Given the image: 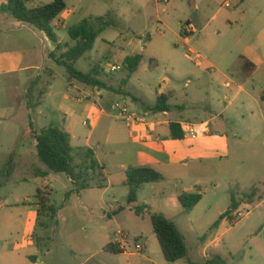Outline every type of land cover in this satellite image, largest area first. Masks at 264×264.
<instances>
[{
	"label": "crops",
	"instance_id": "obj_1",
	"mask_svg": "<svg viewBox=\"0 0 264 264\" xmlns=\"http://www.w3.org/2000/svg\"><path fill=\"white\" fill-rule=\"evenodd\" d=\"M106 1L107 0H66L65 11L52 23V27L58 40L57 43H54L44 32L39 31L32 25L16 20L10 11L9 0H0V80L7 79L9 76L13 75H16L17 77L26 76V81L39 80L41 83L49 81V86H52V81L55 79V71L53 68L49 69L38 62L40 54L38 53V56H36L37 51L35 46L32 45L33 39L30 35L34 37L37 36L43 43V61L48 60V63L57 64L56 59L76 44V41L71 37L69 42L60 36V33L65 30L69 33V30L72 27L79 25L85 19L110 16L111 18L114 17V19L115 17H120L121 20H125L130 17L136 19L139 14H142L149 19L156 17L157 21H161L159 15L160 5H158L155 0H130L138 5V7L119 8L117 10L118 14L96 12L102 7L105 10L107 9V6L105 5ZM114 1L122 3L126 0ZM51 2H53V0H28L30 7H37L40 4H49ZM241 3L244 5L246 0H241ZM194 6L196 11L199 12V10H201V6L195 1ZM226 7L232 10V5L230 3L229 6H227L226 3ZM154 13L157 15L154 16ZM248 17L249 12L245 8L241 14V21L244 22ZM216 18L217 16L214 15L212 19L214 20ZM231 19L228 17L227 21L230 22ZM117 22L118 21H115L116 25L114 24L109 28L118 27ZM121 22L123 23V20ZM188 23H191L194 26L195 31L188 32L186 31V28L185 30L183 29L182 25L181 30L175 34V48L167 53L168 59H162L160 58L161 56L153 54L150 56L152 61L149 65L145 61L146 48L144 45V39H137L135 37L136 32L132 31L130 26H128L125 31L123 30V32L120 33V36L114 40H108L102 37V34L106 31L105 30L96 39L94 48L98 40L101 41L109 48L106 52L108 62L116 63L122 68L113 73H107L102 68L106 78L103 79L99 75L97 78L104 84L103 87L86 85L76 80L69 81V77L66 82L69 91L74 90L77 95H82V100L77 99L80 104H83L86 100L89 101V103L82 108L84 112L94 120L93 130L102 125L113 135L115 140L110 138L108 144L112 145L116 142L127 144L129 141H133L136 144L135 153L134 151L127 152L130 164L121 165V168L125 171V180L126 171L130 167H152L164 176L163 182L166 181L167 177L176 182L174 188H176L178 184L180 185L181 188L176 189L172 195L173 197H176L177 200L182 192L200 193L202 195L201 201L192 210L187 211L188 213L185 214L190 221L188 224L193 229V227L195 228V221L198 220V218L201 219L202 217H206L209 209L206 203L209 196V190L206 185L210 184L215 192L217 191V185L214 182L216 169L214 168H216L218 163H221L224 159L229 162L232 155L235 156V160H240V157L237 154L241 146L242 132H240L239 129L235 127L236 125L232 123L233 118H236V114L238 116L237 119L245 123L247 132H250L249 137L251 144L255 146L264 145V101L262 100L264 93L256 98L250 94L246 87L248 81L255 84V77L258 73L263 72L264 76V32L261 30V36L258 37V43L244 47H251L250 50L248 49L247 54L243 53L238 55V73L247 77V80L235 82L234 76L227 75L220 68L218 62L212 61V59L202 54L199 48L195 46V44L200 42L203 47H209L207 39H205V36L201 35V31L197 24L192 21H188ZM207 26H210V20L208 21ZM56 30L59 34H57ZM147 39L148 37H146V40ZM32 50H34L33 58H31ZM193 53H199L203 60L201 62H196L193 58L195 55H193ZM136 54L143 56L142 62L137 71L127 77L116 76L118 72L123 70L128 73L124 66L125 59L128 56ZM182 54H184V58H182ZM51 55H54V57ZM162 65L163 72L172 73V76L162 77L159 75L160 70H162ZM49 71H51V73ZM148 72L150 75H159V84L156 92H148L150 95L148 93L146 95V92H144L143 95L137 94L136 92L133 94V91L130 89V81H132L135 76L138 78L137 80H140V74H147ZM184 75L187 76L188 79L185 86H182L179 79ZM228 84L230 85L228 86ZM215 85L230 92L224 98V103L225 100H228L229 103L222 105L223 108H221V110L215 109L214 112L212 110L210 111V113L213 114L211 121L220 120V123L218 124L220 129L221 125L225 123V125H223V130H218L216 132L220 135L219 138L223 141L219 146L212 141L213 138L218 135L209 132L207 127L208 121L199 120L201 118L196 116L201 110L200 107L202 103L210 98L211 95H218V90L215 88ZM140 87L144 90L143 86L140 85ZM262 89H264V87ZM41 94H43V92ZM161 95L168 96L170 110L154 112L152 108L156 104L158 97ZM240 97H242L241 104H238V106L234 108L233 106L235 102L238 101ZM118 98H122V101L125 103L124 105L129 110L148 113V118L145 124L130 126L123 120L127 125L126 129H124V132L128 135L127 140L126 138L123 140L120 139L123 129L117 125L118 117L113 115V112H117V109H112V106L119 102ZM128 98L133 102V105L130 104ZM173 100H181L182 102L181 104L173 106L171 104V101ZM40 106L41 105H38L37 108ZM22 111V119H25V121H27V119L31 117V114L34 113L33 110H29L26 105ZM174 112H176L177 115L172 117ZM68 113L69 114H65L67 118L74 115L70 110ZM232 115L233 117L231 118ZM245 116L248 118L251 116V119L245 121ZM18 121L20 120L18 119ZM66 123L64 126L60 127L70 135L71 144L75 149V152L83 150L86 147L93 149V146L89 144V138L86 139V144L76 143L77 136L68 126H66ZM85 123L86 120L83 121L84 125ZM172 123L180 125L182 133L184 134L183 138L175 139L171 137L170 126ZM185 124H190L196 129L203 127L205 130L207 129V131L200 132L203 136L199 137V135H197L193 137L184 132L183 126H185ZM25 126L26 125L16 123L13 130L14 137L9 155L11 164L9 165L10 171L8 178L9 181L15 185L26 184L30 178H35V180H46L49 179L52 174H55L50 173L47 177L37 176V171L46 170L45 165L40 161L39 157H37V143L34 134L38 133L39 130L37 131L35 129L33 120L32 125H29V129ZM24 130L25 132H23ZM229 133L232 135L233 140H231ZM258 137L262 138L261 143H258ZM233 141L238 143L237 148H231V143ZM223 150L226 153L224 155L221 154V151ZM94 154L97 157L96 161L99 166L103 168L106 187L102 189L97 187L99 176L98 173H96L92 175L93 180L90 182L93 186L92 188L82 190L78 193L75 192L71 197V199L73 198V200L79 202L84 209H87L91 213L90 221L98 226L94 229L96 237H89L92 238L93 242L91 247L87 248L86 251L84 250L92 260H95L97 256L113 254L105 250L107 245L115 244L114 242L116 239V237L112 236L110 228L107 227V225L112 221H116L126 212L135 214L131 205L127 204L123 206L116 196L110 194V190L113 188V183L108 180L107 166L103 161H100L99 153L97 151L94 152ZM36 157L40 163H37L38 161ZM32 158L36 160L34 164L31 163ZM101 164L103 166H101ZM21 170H23L24 173L18 176L17 174ZM26 171H28L29 176L25 175ZM238 182L239 181H237V183ZM122 184H124V182H122ZM256 185L261 189V196L262 191L264 190V184L261 182L260 176L256 175L253 177L252 187L249 190L241 189L240 192H238V198L234 196L236 201L240 202L241 196L249 193ZM144 186H148V184L142 185L139 189V204H145L147 206L153 205V200H155L157 196L154 194V199L143 200L141 197V191L145 188ZM1 187L2 186L0 185V188ZM46 187L38 189L44 190ZM50 191L52 190L50 189ZM128 194L129 188L127 195ZM233 195L234 194H231V201ZM7 202L9 201L5 199L2 206L10 209L23 208V210H27V213L18 223H14V226L18 225V227L22 229V233H18V236L22 234V237H13V224L4 222L3 229L0 232V264H38L31 260V257H33L36 258L37 261V256L40 253H43L41 245L38 244L36 240V230L40 218L38 213V200L34 197L26 198L21 203L17 202L11 205ZM230 205L231 202L223 210L216 212L218 213L217 215L216 213L212 215L211 217L214 216L213 218L210 217L211 222H213V225H216L217 229L207 239L204 238L202 241L203 245L198 248L201 256L206 262L211 259L213 255H218L225 259L233 257L235 252H237L236 250L243 247L244 254L241 256L243 259L246 257L245 252L247 246L249 251L253 254V246L251 245H255L256 248H261L264 257V198L260 200L256 199L252 204L241 202L235 212L220 220L221 216L226 213ZM160 206L164 207L163 204ZM241 211H246L245 217L248 218L253 216L255 211L257 212L253 219L249 221L252 222L251 225L248 226L249 233L246 236H243L247 237V239L252 237L253 242L250 241L251 243L246 241V238H237V233L233 232V229L238 223L232 224L231 222H233L235 215ZM156 213H163L169 218L168 214L164 211H157ZM181 215L183 216L184 214ZM170 220L176 224L175 220ZM8 235L9 237H7ZM196 235L198 236V233ZM220 249L222 251L224 250L226 253L224 256L218 254V250ZM144 250H147L146 245ZM48 253H46L44 257H48ZM142 253L143 252H122L113 255H139ZM40 258L42 260V257ZM143 258L145 260H151L148 256H144Z\"/></svg>",
	"mask_w": 264,
	"mask_h": 264
},
{
	"label": "rangeland",
	"instance_id": "obj_2",
	"mask_svg": "<svg viewBox=\"0 0 264 264\" xmlns=\"http://www.w3.org/2000/svg\"><path fill=\"white\" fill-rule=\"evenodd\" d=\"M194 1L201 6L199 12L195 10ZM155 2L160 5L159 15L161 21H157L156 17L149 19L139 14L136 19L132 17L126 18L125 20L122 19V23L120 17H115V19H117L115 20L114 17L111 18L108 16L109 20L113 19L112 21H114L115 25V21H118V27L109 28L102 34V37L108 40H114L120 36L123 30L125 31L126 28L130 26L132 31L136 32L135 37L137 39H144L146 48L145 61L149 65L152 61L150 56L153 54L161 56L160 58L162 59H168L167 53L175 48V34L181 30L182 25L185 30L186 23L192 21L197 24L201 31V35L205 36V39H207L208 48L203 47L200 42L195 44L202 54L212 59V61L218 62L220 68L227 75L234 76L235 82L247 80V77L238 73V55L243 53L247 54L248 49L250 50L251 47H244L258 43L261 30L264 32V0H246L244 5H242L241 0H171L168 4H162L156 0ZM226 3L232 5V10L226 7ZM105 5L107 6L106 10L102 7L96 12L116 14L117 10L122 7H138V5L130 0H126L122 3L114 0H107ZM245 8L249 12V17L242 22L241 14ZM156 15L157 14L154 13V16ZM214 15H216L217 18L213 20L212 18ZM228 17H230V19L232 18L230 22L227 21ZM209 20L210 26H207ZM56 32L59 34L57 30ZM30 36L33 39L32 45L35 46L37 51L36 56H38V53L40 54L38 62L49 69L53 68L55 71V79L52 81L51 87L49 86V81L44 83H41L39 80L26 81V76L17 77L13 75L9 76L7 79L0 80V185L2 186L0 188V232L3 229L4 222L11 223L13 224V237H22V234L18 236V233H22V229H20L18 225L14 226V223H18L27 213V210H23V208L10 209L2 206L5 199L9 201L7 203L10 205L17 202L21 203L26 198L35 197L36 199L38 188L48 186L44 188L43 194L50 199L51 204L57 209V214L52 215L51 212L44 211L39 218L36 240L37 243L41 245L43 253L37 256L36 262L38 264H170L163 256L148 215L137 217L134 213L130 214L126 212L116 221H112L107 225L113 237L118 235L120 229L126 230L128 234H131L130 252H135L134 243L136 242L141 243L144 247L146 245V251L143 250V253L139 255L125 254L116 256L113 254H106L97 256L95 260H92L85 251L87 248L91 247L93 242L92 238L89 237H96L94 229L98 226L90 221L91 213L87 209H84L79 202L73 200V198L71 199L74 195V192H72L74 186H72V181L67 175L52 174L51 177L46 180H35V178H30L28 183L19 185H15L9 181V155L13 145V130L16 123L26 125L25 127L29 129V125L33 120L35 129L40 132L49 125L64 126L67 122L66 126L77 136L76 143L86 144V139L89 138V144L93 146V149L90 150L94 152L97 151L100 161H103L107 166L108 180L113 183L110 194L116 196L123 206L128 204V187L122 184V182L125 183V171L121 168V165L130 164L127 154L128 151H134V153L136 151V144L133 141H129L127 144H120L119 142L112 145L108 144L110 138H112V140H115V138L102 125L93 130L94 120L91 119L82 108L88 104L89 101L86 100L83 104L77 101V99L82 100V95H77L76 91H69L67 89L66 81L69 76L66 68L61 65L48 63V60L43 61V43L37 36ZM60 36L69 42L71 40L67 30L62 31ZM146 37H148L147 40ZM107 50H109V48L98 40L95 48L86 53L75 64V68L85 74L97 73V76L99 75L103 79L106 78L102 68L108 63L106 57ZM32 51L31 58H33L34 53V50ZM182 58H184V54H182ZM49 72L51 73V71ZM140 75V80H137L138 78L135 76V78L130 81V89L133 91V94L136 92L137 94L143 95L144 92H146L147 95L148 92H156L158 89L159 75L162 77L172 76V73L163 72L162 65V70H160L159 75H150L149 72ZM116 76L127 77L130 75L123 70L118 72ZM187 79V76H181L179 79L180 84L185 86ZM255 81V84L248 81L246 87L250 94L257 98V96L264 93V89H262L264 87L263 72L257 74ZM33 82L38 83L35 91H33V103H35L36 107L32 109L34 113L31 114V117L25 121V119H22V109L25 105L28 107L27 94L28 91L32 90ZM140 85L144 87V90L141 89ZM215 88L218 90V95H211L210 98L202 103L200 107L201 110L196 116L201 118L199 120L208 121V123H206L209 132L218 135L216 132L218 130H223V125H225V123L221 125L220 129V126H218L220 120L211 121L213 114H211L210 111L212 110L214 112L215 109L221 110V108H223L222 105L229 103L228 100H225L224 103V98L230 92L217 85H215ZM42 92L43 94H41ZM128 100L130 104L133 105V102L129 98ZM241 100L242 97L235 102L233 107L235 108L238 104H241ZM118 101L119 102L116 104L125 106L122 98H118ZM181 102V100H173L171 104L175 106L181 104ZM38 105L41 106L37 108ZM69 110L72 111L74 115L67 118L65 114H69ZM119 113L120 109H117V112H113V115L118 117L117 125L123 129L120 139L123 140L126 138L127 140L128 135L124 132L127 125L119 118ZM176 115L177 113L174 112L172 117ZM232 117L233 115L231 118ZM237 118L238 116L236 114V118H233L232 123L242 132L241 146L237 154L240 160H235V156L232 155L229 162L224 159L214 168L216 169L214 182L217 185V191L215 192L210 184L206 185L209 190V196L206 202L209 209L206 217H202L201 219L198 218V220L195 221V228L193 227L192 229L188 224L190 221L188 220V216L185 215L188 212L180 205L177 198L172 196L176 189L181 188L179 184L174 188L176 182L172 179L165 176V182L148 184V186H144L145 188L141 191L143 200L154 199L153 196L156 194L157 197L153 200L154 204L149 205L150 210L152 212L164 211L168 214L170 219L175 220L176 226L179 227L180 232L185 236L189 256L187 259L180 260L175 264H190L189 261L193 264H205L206 261L201 256L198 248L203 245L202 241L204 238L207 239L217 229L216 225H213V222H211V218L214 216H211L230 204L231 194H234L233 197L235 196L238 198V192H240L241 189L249 190L252 187L254 176L259 175L261 182L264 184V145H252L249 137L250 132H247L245 123ZM18 119L20 121H18ZM250 119L251 116H249V118L245 116V121ZM84 120H86L85 125L83 124ZM23 132H25V130ZM198 135L199 137L203 136L201 133ZM219 136L220 135L212 140L214 143H217V146L223 143ZM230 138L233 140L232 135H230ZM257 141L261 143L262 138L258 137ZM237 145L238 143L233 141L231 143V148H237ZM88 149L87 147L84 148V150ZM221 154L224 155L226 153L223 150ZM74 156L75 166H82L84 159L82 150L74 152ZM37 157V163H40ZM95 159L97 160L96 155ZM35 161L36 160L33 158L31 159V163L34 164ZM101 166L103 165L101 164ZM23 173V170H21L17 175L19 176ZM25 175L29 176L28 171L25 172ZM237 181L239 182L237 183ZM49 188L52 191H50ZM262 194L257 199L260 200L264 198V190ZM242 198L243 196H241V199ZM162 204L164 207L160 206ZM245 213L246 211L239 212V215H235L234 217L235 221L231 223H238L233 229V232L237 233V238H246V241L251 243L253 242L252 237L247 239V237L243 236L249 233L248 226L252 223L249 221L253 219L257 212L255 211L250 218L245 217ZM217 214L218 213H216V215ZM197 233L198 236L196 235ZM7 237H9V235ZM251 246H253V254L249 251L247 246L245 252L246 257L242 259L241 256L244 254V249L241 247L236 250L237 252H235L233 257L225 258L227 264H264L263 251L261 248H256L255 245ZM218 252V254L222 256L226 254L224 250L222 251L221 249L218 250ZM46 253H48V257H44ZM144 256L150 257L151 260H145L143 258ZM40 257H42V260Z\"/></svg>",
	"mask_w": 264,
	"mask_h": 264
},
{
	"label": "trees",
	"instance_id": "obj_3",
	"mask_svg": "<svg viewBox=\"0 0 264 264\" xmlns=\"http://www.w3.org/2000/svg\"><path fill=\"white\" fill-rule=\"evenodd\" d=\"M9 8L14 18L20 22L32 25L39 31L44 32L54 43H57V36L52 27L55 21L66 9V0H53L49 4H40L37 7H30L28 0H9ZM114 25V21L109 17H93L85 19L79 25L69 30V36L76 41V44L63 53L58 59L57 64L64 66L68 72L69 81L76 80L80 83L103 87L104 84L97 79V73L85 74L75 68V63L79 61L86 53L93 50L96 39L109 27ZM54 57V55H51ZM143 56L136 54L128 56L125 59L124 66L129 75L135 73L142 62ZM38 83L33 82L32 90L28 91V108L32 110L36 107L33 91ZM264 101V95L262 96ZM154 112L169 111L168 96L158 97L156 104L152 108ZM32 125V123H31ZM171 137L175 139L183 138L184 134L179 124L172 123L170 126ZM36 150L40 161L45 165L46 170L37 171V176L47 177L50 173L67 175L74 186L72 192H80L92 188L90 183L92 175L98 173L97 187L105 188V179L103 168L99 166L92 150H82L83 165L75 166V149L71 144L70 135L61 129L60 126L49 125L40 132L35 133ZM11 164V163H10ZM164 181V176L152 167H130L126 171L125 186L129 188L128 204L137 216L149 215L156 239L160 245L165 260L170 263H176L185 260L189 256L185 236L180 232L176 224L163 213H156L150 210L145 204H139L138 192L142 185L149 183H160ZM44 190L38 189L36 198L39 205V217L44 211L57 214V209L51 204L49 198L43 194ZM261 189L255 186L249 193L243 195L240 202L233 197L229 209L220 220L235 212L241 202L252 204L260 197ZM51 194V193H50ZM202 199L200 193L182 192L178 196L180 205L186 210H192ZM105 250L113 254H120L123 251L116 244H109ZM33 262L36 258L31 257ZM190 264H193L189 261ZM205 264H227L226 260L218 255L213 256Z\"/></svg>",
	"mask_w": 264,
	"mask_h": 264
},
{
	"label": "built area",
	"instance_id": "obj_4",
	"mask_svg": "<svg viewBox=\"0 0 264 264\" xmlns=\"http://www.w3.org/2000/svg\"><path fill=\"white\" fill-rule=\"evenodd\" d=\"M159 3L162 4H168L171 0H156ZM227 6H229V3H227ZM186 31L188 32H194L195 28L191 23H186L185 25ZM195 54V55H194ZM193 58L196 62H201L203 60L202 56L199 53H193ZM122 67L116 63H110L108 62L106 65H104L103 70L107 73H113L116 71H119ZM230 84H228L229 86ZM112 109H120L119 116L122 120H124L128 125H139V124H145L148 118V113L143 112V111H133L129 110L126 106H119L118 104H114L112 106ZM184 132L190 136H197L200 132H205V128L200 127L199 129H196L195 127L191 126L190 124H185L183 126ZM239 215V214H236ZM235 221V218L233 222ZM131 235L128 234L124 230H120L118 232V235L116 236L115 239V244L119 246V248L123 252H130L131 248ZM135 247V252L141 253L144 250V245H142L139 242L134 243Z\"/></svg>",
	"mask_w": 264,
	"mask_h": 264
}]
</instances>
